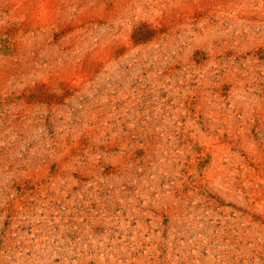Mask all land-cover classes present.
Here are the masks:
<instances>
[{
  "label": "rangeland",
  "instance_id": "374dc122",
  "mask_svg": "<svg viewBox=\"0 0 264 264\" xmlns=\"http://www.w3.org/2000/svg\"><path fill=\"white\" fill-rule=\"evenodd\" d=\"M0 264H264V0H0Z\"/></svg>",
  "mask_w": 264,
  "mask_h": 264
}]
</instances>
